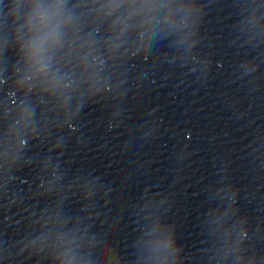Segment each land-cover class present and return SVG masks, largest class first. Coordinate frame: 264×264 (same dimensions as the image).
I'll list each match as a JSON object with an SVG mask.
<instances>
[{
    "label": "water",
    "instance_id": "obj_1",
    "mask_svg": "<svg viewBox=\"0 0 264 264\" xmlns=\"http://www.w3.org/2000/svg\"><path fill=\"white\" fill-rule=\"evenodd\" d=\"M202 2L209 5L202 38L189 35L179 43L183 35L173 36L174 48L164 41L150 55L142 51L130 71L111 56L110 64L91 70L56 62L67 74L62 92L47 103L33 98L38 106L31 127L16 115L23 97L0 75V142L8 128L9 154L23 149L26 165L15 173L8 196L0 192V248L8 245L13 254L0 256V264H35L27 253L15 255L24 218L47 204L53 214L61 207L78 213L87 203L82 192L94 196L93 203L100 200L105 228L129 258L137 216L146 225L175 223L186 264H207V226L216 231L211 222L220 214L234 235L244 236L237 211L248 218L254 249L264 251V44L244 42L248 18L236 0ZM26 12L21 9L20 23ZM258 27L264 30V20ZM8 55L14 61V53ZM37 126L50 129L32 143ZM47 157L37 177L28 161ZM36 192L50 196L37 199Z\"/></svg>",
    "mask_w": 264,
    "mask_h": 264
},
{
    "label": "clouds",
    "instance_id": "obj_2",
    "mask_svg": "<svg viewBox=\"0 0 264 264\" xmlns=\"http://www.w3.org/2000/svg\"><path fill=\"white\" fill-rule=\"evenodd\" d=\"M236 4L247 13L248 31L241 29L244 42L259 48L264 44V30L258 27L264 20V0H236ZM208 7L202 0H0V47L4 54L0 75L10 80L12 89L23 97V107L16 114L18 120L31 127L38 106L33 98L47 103L61 94V83L67 74L56 62L76 61L81 69L91 70L110 64L111 56L125 61L121 67L130 71L132 65L141 63L142 51L150 55L164 41H169V49L174 48L178 41L173 36L183 35L179 43L189 35L202 38ZM21 9L27 10L22 23ZM191 28H195L194 33L189 31ZM9 53H14V61L9 59ZM83 108H79L76 118ZM49 129L42 132L37 126L30 133L32 143ZM12 144L10 130L5 128L0 142L4 147L0 153V192L6 197L15 173L26 166L23 149L9 154ZM55 146L62 148V139H57ZM48 159L34 164L28 161L29 166L38 169L37 177L41 162ZM35 196L45 198L50 193L36 192ZM81 196L87 203L78 213L69 214L61 207L59 213L53 214L49 211L51 204L37 209L36 216L30 212L24 218L26 231L15 255L27 253L35 264H186L185 245L175 223L146 225L136 215L137 235L129 258L112 242L105 228L107 213L100 200L93 203L96 198L86 192ZM236 215L244 230L242 238L239 231L233 234V225L225 214L211 222L217 226L216 231L207 226L208 243L202 253L207 264H264V251H256L248 238L247 216L239 211ZM0 256H13L8 245L0 248Z\"/></svg>",
    "mask_w": 264,
    "mask_h": 264
}]
</instances>
